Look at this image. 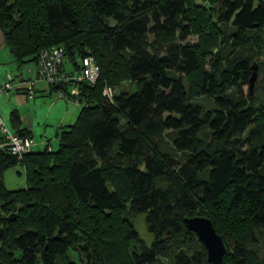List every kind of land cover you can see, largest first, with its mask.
<instances>
[{
    "label": "trees",
    "instance_id": "1",
    "mask_svg": "<svg viewBox=\"0 0 264 264\" xmlns=\"http://www.w3.org/2000/svg\"><path fill=\"white\" fill-rule=\"evenodd\" d=\"M196 1L0 0L19 64L61 48L62 71L87 55L99 66L93 84L48 83L81 106L57 149L0 148V264H264V99L244 93L264 74V0ZM122 80L135 90L115 92ZM8 127L32 138L17 110ZM17 163L25 186L10 190L2 171ZM195 215L221 235L219 263L185 226Z\"/></svg>",
    "mask_w": 264,
    "mask_h": 264
},
{
    "label": "rangeland",
    "instance_id": "2",
    "mask_svg": "<svg viewBox=\"0 0 264 264\" xmlns=\"http://www.w3.org/2000/svg\"><path fill=\"white\" fill-rule=\"evenodd\" d=\"M199 5H207L205 2L198 0L196 1ZM207 7V6H206ZM198 38L190 37L188 41L190 43H196ZM261 62H264V57L261 59ZM264 69V66H263ZM260 71V70H259ZM258 71V67L255 66L254 73H255V81L252 87V90L250 91L249 87H244V93L248 94L250 93L252 95L258 96V98L264 99V74L262 72ZM195 78L196 75L191 74L189 77H185V84L188 88H193V84H195ZM35 80V78H34ZM38 81V86H45L48 89V83L44 80H35ZM44 81V82H43ZM257 85V88H255V85ZM135 85H131L130 81L128 80H122L119 87H116L114 90H135ZM8 93V92H7ZM76 94V93H73ZM44 95L39 96L40 98L39 103L41 104V107H36L35 109V115H31L30 120H32V138L36 144V149H39V151H42L46 145H50L53 150L58 148L59 145V136H60V130L61 126L69 125V117L72 113L75 114L74 120L76 119V115H78L80 111V105L73 102L68 101L70 104L66 105L65 100L58 99L56 97V94L52 91L51 95L49 94L46 97H43ZM17 105H20L18 103H23L22 99L19 98L17 95ZM20 100V102H19ZM62 100V101H60ZM196 100L198 102H202L206 105H209L208 101L201 98L200 96L196 97ZM64 102V103H63ZM74 104V105H73ZM2 115V119L7 123V125L10 124V120L8 116L6 117L4 114L0 113ZM69 115V116H68ZM73 120V122H74ZM72 122V123H73ZM71 123V124H72ZM40 143V144H38ZM38 145V146H37ZM34 147V146H33ZM3 176V183L4 186L7 189L14 190L23 188L25 186V172L24 168L21 164L17 163L14 165H10L3 169L2 171ZM120 179V174L117 175ZM15 214V213H14ZM128 218L135 226L137 232L141 236V238L147 243V245H150L152 242L153 236L150 234V232L147 229L146 223H145V216L143 213H129ZM1 246V242H0ZM257 253H252V258L254 261H261L264 259V242H258L257 246L255 247ZM162 264H173V262L166 258L160 259Z\"/></svg>",
    "mask_w": 264,
    "mask_h": 264
},
{
    "label": "built area",
    "instance_id": "3",
    "mask_svg": "<svg viewBox=\"0 0 264 264\" xmlns=\"http://www.w3.org/2000/svg\"><path fill=\"white\" fill-rule=\"evenodd\" d=\"M63 59V50L61 48H51L43 50L36 63V79L44 80L47 83L61 84L67 83L69 80H84L89 84L96 82L99 75V66L91 55H87L80 60V69L78 72L67 73L61 70ZM35 80H30L26 87L27 97L34 98ZM12 76L8 75L6 80H0V95L6 94L17 86L12 83ZM72 93H77V89L72 88ZM103 94L108 98L113 95L112 88L106 86ZM59 95H62L60 93ZM1 147L7 149L17 158L21 159L26 152L35 144L34 140L27 136H22L10 129L0 116V144Z\"/></svg>",
    "mask_w": 264,
    "mask_h": 264
},
{
    "label": "crops",
    "instance_id": "4",
    "mask_svg": "<svg viewBox=\"0 0 264 264\" xmlns=\"http://www.w3.org/2000/svg\"><path fill=\"white\" fill-rule=\"evenodd\" d=\"M8 75L12 76L18 88L9 91L6 94L0 95V113L4 114L6 117L8 116L10 120V113L13 110H17L21 118V127H25L26 129H28L30 131L31 137H32L31 127L34 118L30 120V117L31 115H35L36 107L38 106L41 107V104L39 103L40 98H38L39 96L44 95L43 97H46L49 94L51 95V92L53 91L58 99L65 100L66 105L70 104V102L68 101H72V99L66 95L60 96L59 91L53 90L52 87L49 85H48V89L45 86H38V81L36 82L35 85L34 98L32 99L28 98L25 91L29 81L34 80V78L36 79V63L34 61H27L25 63L19 64V62L15 61L12 55L9 53V50L5 45L4 37L0 31V80H6ZM17 95L19 96L20 99H22L23 102L21 103L19 100L20 103L18 104L20 105H17V98H18ZM0 116L2 117L1 114ZM74 116H75L74 113L70 115L69 117L70 121L68 122L69 124L73 122ZM2 145L3 143L0 144V148ZM36 148L37 147L35 144V146L33 147L34 151L39 150Z\"/></svg>",
    "mask_w": 264,
    "mask_h": 264
},
{
    "label": "water",
    "instance_id": "5",
    "mask_svg": "<svg viewBox=\"0 0 264 264\" xmlns=\"http://www.w3.org/2000/svg\"><path fill=\"white\" fill-rule=\"evenodd\" d=\"M254 81L255 73L253 72L250 77V91L252 90ZM13 218L14 216H12V219ZM184 224L189 230L196 233L203 243L206 249L207 261L219 263L226 252V247L221 235L215 230L211 219L201 215L184 217Z\"/></svg>",
    "mask_w": 264,
    "mask_h": 264
}]
</instances>
